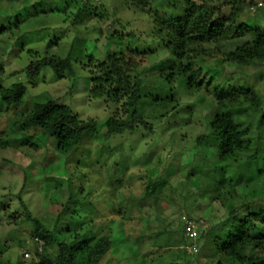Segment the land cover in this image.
<instances>
[{
	"label": "clouds",
	"instance_id": "1",
	"mask_svg": "<svg viewBox=\"0 0 264 264\" xmlns=\"http://www.w3.org/2000/svg\"><path fill=\"white\" fill-rule=\"evenodd\" d=\"M0 264H264V0H0Z\"/></svg>",
	"mask_w": 264,
	"mask_h": 264
},
{
	"label": "trees",
	"instance_id": "2",
	"mask_svg": "<svg viewBox=\"0 0 264 264\" xmlns=\"http://www.w3.org/2000/svg\"><path fill=\"white\" fill-rule=\"evenodd\" d=\"M9 95H11V93Z\"/></svg>",
	"mask_w": 264,
	"mask_h": 264
}]
</instances>
